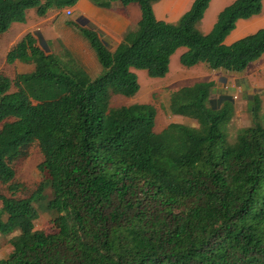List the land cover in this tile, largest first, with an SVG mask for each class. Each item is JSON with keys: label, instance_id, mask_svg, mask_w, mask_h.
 Segmentation results:
<instances>
[{"label": "trees", "instance_id": "trees-1", "mask_svg": "<svg viewBox=\"0 0 264 264\" xmlns=\"http://www.w3.org/2000/svg\"><path fill=\"white\" fill-rule=\"evenodd\" d=\"M79 0H0V37L14 24L73 8ZM100 9L135 4L140 20L110 51L76 21L79 38L102 71L92 76L64 52H46L29 32L7 53L8 65L32 70L0 75V235L15 236L0 264H264V126L228 142L233 107L211 106L213 82L173 92L169 111L198 128L170 124L155 133L148 104L112 107L133 98L135 71L162 79L171 57L185 68L240 74L264 56V28L230 45L239 21L262 13L264 0H235L203 34L211 0H194L175 23L156 18L154 0H88ZM74 35H76L74 33ZM82 37V38H81ZM36 145L41 181L28 197L16 166ZM49 193V194H48ZM52 230H35L39 211Z\"/></svg>", "mask_w": 264, "mask_h": 264}, {"label": "rangeland", "instance_id": "rangeland-1", "mask_svg": "<svg viewBox=\"0 0 264 264\" xmlns=\"http://www.w3.org/2000/svg\"><path fill=\"white\" fill-rule=\"evenodd\" d=\"M233 1L235 0H227L220 8L217 7V4H211L203 20L198 25L199 31L207 34L212 29L218 13ZM156 16L157 19L165 21L160 19L165 17L162 14L157 13ZM75 19L74 15L67 16L64 11L50 12L44 18L37 17L34 10L29 11L26 24H20L22 26L15 24L9 32L0 37V75L16 80L19 76L28 74L32 70V67L19 63L8 65L5 60L7 53L29 32L35 34L37 42L42 45L46 52H52L62 57V54L66 51L70 53L73 59L76 58L75 61L82 64L92 76L100 75L101 67L78 37L81 34L80 30L67 25V22L76 21ZM165 22L175 23L176 20L171 22L166 20ZM209 24H212L211 28H209ZM236 26V29L227 38L226 45H230L256 32L258 29L264 28V3L262 13L259 16L244 22L239 21ZM183 52H185V49H180L171 57L169 72L162 79H152L143 71H135L140 85L138 93L131 99H125L121 96L113 97L111 106L152 105L156 109L155 133L162 132L170 124H179L197 129L198 124L196 121L171 115L169 111L170 96L183 87H190L196 83L213 82L214 88L211 91L210 98L211 106L214 109H219L224 102L229 101L228 103L233 107V117L225 129L228 142H233L242 129L253 125L251 109L254 96L259 97L260 107H258L257 118L264 126V56L257 62L250 64L243 73L234 74L222 70L211 71L205 65L185 68L179 62ZM41 161L42 157L37 146L32 145L29 148L28 157L16 166L15 182L24 187V190L20 191L17 197H28L37 189L41 181L38 170ZM0 192L6 194L4 187L0 188ZM38 215L35 230H52L49 223L51 215L41 209ZM14 236V234L9 236L0 235V260L6 258L11 249L10 240Z\"/></svg>", "mask_w": 264, "mask_h": 264}, {"label": "crops", "instance_id": "crops-1", "mask_svg": "<svg viewBox=\"0 0 264 264\" xmlns=\"http://www.w3.org/2000/svg\"><path fill=\"white\" fill-rule=\"evenodd\" d=\"M193 1L194 0H154L153 8L155 16L157 13H160L165 16L160 19H164L165 21L169 20V22L172 20L177 21L190 9ZM226 1L227 0H211L210 6L211 4H217V7L220 8L223 7ZM71 9L76 18V22L78 21L77 23L83 28H88L97 32L110 51H114L117 48L126 31L135 28L141 16L140 9L135 4L124 7L120 3H114L109 10H104L97 8L88 0H79L76 6ZM156 18L158 17L156 16ZM209 25V28H211L212 24ZM209 28L207 27V29ZM90 55L93 56L91 52Z\"/></svg>", "mask_w": 264, "mask_h": 264}, {"label": "built area", "instance_id": "built-area-1", "mask_svg": "<svg viewBox=\"0 0 264 264\" xmlns=\"http://www.w3.org/2000/svg\"><path fill=\"white\" fill-rule=\"evenodd\" d=\"M63 11H64V13H65L67 16H72V15H73V12H72V9H71V8H69V9H64Z\"/></svg>", "mask_w": 264, "mask_h": 264}]
</instances>
